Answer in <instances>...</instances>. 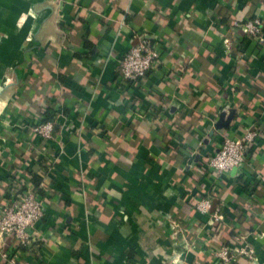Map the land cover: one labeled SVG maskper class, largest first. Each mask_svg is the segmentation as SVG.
Wrapping results in <instances>:
<instances>
[{"label": "crops", "instance_id": "1", "mask_svg": "<svg viewBox=\"0 0 264 264\" xmlns=\"http://www.w3.org/2000/svg\"><path fill=\"white\" fill-rule=\"evenodd\" d=\"M255 15L264 0H0V203L43 170L46 204L32 246L7 248L30 264H219L240 233L257 261L233 264H264V43L248 53L234 26ZM140 34L160 62L122 83ZM48 116L50 140L32 130ZM249 128L246 163L211 173ZM207 197L224 221L196 209Z\"/></svg>", "mask_w": 264, "mask_h": 264}, {"label": "built area", "instance_id": "2", "mask_svg": "<svg viewBox=\"0 0 264 264\" xmlns=\"http://www.w3.org/2000/svg\"><path fill=\"white\" fill-rule=\"evenodd\" d=\"M235 28L257 42L264 43V23L259 15L246 21H236ZM161 59L159 44L151 34L138 35L134 43L121 57L119 63V80L122 83L140 84L150 71L156 68ZM54 122L38 120L32 130L37 137L53 139ZM258 128H249L241 136L224 137L221 148L204 161L205 167L218 177H223L234 167L243 166L249 158L250 149L261 137ZM34 145L29 148L33 149ZM44 182L41 186L44 187ZM7 201L0 203V259L3 264H30L20 257L19 252L7 248V240L15 238L19 244L31 247L35 241L33 228L42 219L46 211L45 199L38 189L31 185L26 187L14 183ZM196 209L210 213V222L219 223L225 220L220 204H213L211 198H203L196 204ZM213 256L219 264H233L238 258L245 257L256 263L255 246L243 234H236L230 243L220 244L213 248Z\"/></svg>", "mask_w": 264, "mask_h": 264}, {"label": "trees", "instance_id": "3", "mask_svg": "<svg viewBox=\"0 0 264 264\" xmlns=\"http://www.w3.org/2000/svg\"><path fill=\"white\" fill-rule=\"evenodd\" d=\"M256 16V15H255ZM254 16H252V17H250V18H247V19H244V20H242V21H246V20H248V19H251V18H253ZM221 21H226V19L224 18L223 19V17L221 18ZM248 37L249 36H247V35H244V40L242 41V43L241 44H244V42L246 41V39H248ZM247 44L245 43V46H243V49L245 50V51H247L248 53H251L252 51H257V52H259V51H261L262 50V47H263V45H261L259 42H253L252 43V48H249L248 46H246ZM248 47V48H247ZM50 117L48 116V117H45L44 119H42L43 121H47L48 119H49ZM250 151H251V149H250ZM41 169H42V167H40ZM43 174H44V172H43V170L42 171H40V172H38V171H34V173H32L31 174V178H32V180H33V182L35 183V185L37 186V189H38V192H39V194H40V196L41 197H44L45 195V189H44V187H42L41 186V181H42V177H43ZM249 185L246 187V191L249 193V192H251V191H249ZM9 195H11V193L9 192ZM8 196V195H7ZM232 240H230L229 242H227V243H230ZM24 248H26V249H29L28 247H25V246H23Z\"/></svg>", "mask_w": 264, "mask_h": 264}]
</instances>
